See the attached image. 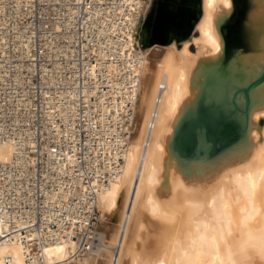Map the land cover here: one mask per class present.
I'll return each instance as SVG.
<instances>
[{
	"label": "bare ground",
	"instance_id": "6f19581e",
	"mask_svg": "<svg viewBox=\"0 0 264 264\" xmlns=\"http://www.w3.org/2000/svg\"><path fill=\"white\" fill-rule=\"evenodd\" d=\"M121 2L113 15L91 6L87 18L92 31L95 14L113 17L100 34L126 38L120 51L132 49L135 75L131 89L121 85L114 92L131 100L134 117L127 145L116 152L122 166L108 185L97 186L96 238L80 245L75 227L60 224L57 240L37 255L29 234L5 233L13 220L26 222L32 213L7 208L0 212V264H264V0ZM32 3L0 0V94L7 84L30 81L28 67L13 72L4 60L32 51V33L23 30L30 22L21 19L32 13ZM76 12L73 5L59 11L50 35L40 34L42 50L70 52L60 39L73 37ZM63 24L69 34L59 32ZM24 93L30 97V90ZM21 94L17 85L6 95L9 115L18 119L19 106L29 100ZM48 94L47 113L63 115L65 92L56 98L47 88ZM2 102L0 163L9 165L11 179L4 185L0 179V203L23 196L14 175L25 164L15 158L24 141L5 129ZM118 106L125 109V101ZM225 117L234 134L230 143L206 134V127L222 130ZM200 122L197 147L187 153L178 136L187 123ZM70 192L69 186L51 191L50 201L62 203Z\"/></svg>",
	"mask_w": 264,
	"mask_h": 264
},
{
	"label": "built area",
	"instance_id": "2783aa9c",
	"mask_svg": "<svg viewBox=\"0 0 264 264\" xmlns=\"http://www.w3.org/2000/svg\"><path fill=\"white\" fill-rule=\"evenodd\" d=\"M32 4V13L21 18L22 24L30 22L28 27L23 25V30L32 33V51L29 54L16 51L12 59L4 60V65L13 72L15 69L23 72L28 67L30 81L7 84L0 94L5 129H11L24 141L22 155L17 153L15 158H24L25 164L22 161L21 169L14 175L23 196L16 195L11 202L0 203V212L19 207L23 213H32L26 222L13 220L12 227L5 233L20 230L29 234L31 248L41 255V246L57 240L60 224L75 227L80 245L96 238L94 226L100 217L97 186L108 185L122 166L123 158L119 160L116 152L127 145L134 117L131 100L114 92L121 85L131 89L135 75L132 74V49L127 46L126 50L120 51L122 40L126 38L100 34V29L111 24L113 17L104 20L95 14L92 31L88 27L91 6L113 15L115 8L122 4L121 0H33ZM72 5L77 7L75 24L70 29L73 37L60 39L69 45L70 52L47 53L41 49L40 34L50 35L53 24L59 20V11ZM56 6L59 11L53 16L42 12ZM59 32L69 34V29L64 25ZM108 61L114 63L113 71L106 66ZM50 77L51 81L55 78L51 85L46 83ZM17 85L23 92L21 98L29 99L19 106L23 116L20 119L14 113L9 115L10 102L6 98ZM25 88L30 90V97L25 96ZM47 88L56 98L60 91L65 92L63 115L47 113L51 106L49 94L44 95ZM119 99L125 101V109L118 106ZM0 133L2 137L5 132ZM7 167L9 165L1 161L3 185L11 179ZM64 186L71 188L68 197H63L62 203H52L51 191H60ZM43 210H48L49 216H45ZM0 233H3L1 227Z\"/></svg>",
	"mask_w": 264,
	"mask_h": 264
},
{
	"label": "water",
	"instance_id": "95a60500",
	"mask_svg": "<svg viewBox=\"0 0 264 264\" xmlns=\"http://www.w3.org/2000/svg\"><path fill=\"white\" fill-rule=\"evenodd\" d=\"M203 112L201 113L200 117H202ZM207 123V122H205ZM224 124V128L223 129V136H227L228 139H225L227 143H230V141H232L231 136L233 134H229V130H231V123H230V118H226L223 121ZM201 122L199 123V125L196 123V125H194L193 123H187L185 125V127L181 130V133L178 136V140L180 145L182 146V150L186 151L187 153L193 152L195 150V148L197 147V136H196V131L195 129H197V126H200ZM205 126V125H204ZM211 126L209 127V131L214 135V138L217 139L220 138V132L219 130H217L216 128L211 130ZM209 133V132H208ZM230 135V136H229ZM222 136V138H223ZM230 137V138H229ZM224 139V138H223Z\"/></svg>",
	"mask_w": 264,
	"mask_h": 264
},
{
	"label": "rangeland",
	"instance_id": "374dc122",
	"mask_svg": "<svg viewBox=\"0 0 264 264\" xmlns=\"http://www.w3.org/2000/svg\"><path fill=\"white\" fill-rule=\"evenodd\" d=\"M232 28V27H231ZM199 114H200V112H198ZM198 119H200V116H197V119L196 120H198ZM214 128H216L217 130H218V128L217 127H214ZM214 128H211V130L212 129H214ZM224 128H226V127H224ZM224 128H222V130H220L219 132H220V138H218L217 137V139L219 140V141H222L223 143H225L226 142V140L225 139H228L227 138V136H223L222 134H223V129ZM209 132V133H208ZM229 132L231 133V130H229ZM211 132L209 131V128H207L206 127V134H207V136H211L212 135V133L210 134ZM222 136H223V138H222ZM230 136V135H229ZM212 137H214V135H212ZM234 137V134H233V136H231V138H233ZM230 138V137H229ZM227 143V142H226Z\"/></svg>",
	"mask_w": 264,
	"mask_h": 264
}]
</instances>
